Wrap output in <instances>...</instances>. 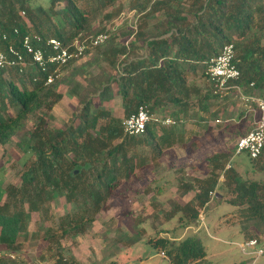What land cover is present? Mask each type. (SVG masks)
<instances>
[{
  "label": "trees",
  "instance_id": "1",
  "mask_svg": "<svg viewBox=\"0 0 264 264\" xmlns=\"http://www.w3.org/2000/svg\"><path fill=\"white\" fill-rule=\"evenodd\" d=\"M118 1L0 0V33L18 29V41L26 34H38L45 41L58 38L70 44L80 35L86 41L102 32L110 34L105 43L92 47L98 62H106L110 70L103 68L89 75L86 68L94 61L75 65L78 59H74L51 84H46L48 72L37 69L20 79L21 86L7 80L5 71L0 72V144L18 136L17 145L27 156L21 184L0 187V252L20 251V240L30 235V223L38 213L36 233L58 245L54 264H72L59 250L60 239L84 233L109 208L108 200L121 181L131 183L142 169L150 167L151 160L178 142L184 132L176 128L178 123L191 117L205 120L201 113L216 120L221 119L219 115L234 118L228 95L215 94L212 85L198 87L193 80L199 75L207 78V62L225 44H234V63L241 72L237 83L244 93L264 97V0H132L137 31L129 28L111 33L107 25L123 9L121 4L114 8ZM143 48L145 52L140 54ZM88 52L86 48L84 55ZM81 72L90 76L83 88L77 81ZM190 76L194 78L190 80ZM62 86L79 92L83 107L71 123L52 129L47 121L64 98ZM193 95L196 110H192ZM119 96L126 117L147 105L154 115L171 117L176 124L166 128L150 123L142 136H129L123 121L110 108H101ZM221 98L227 103L221 110H213ZM32 117L34 127L29 124ZM232 154L235 146L232 152L213 155V170L204 180H196L198 186H179L182 197L193 190L196 194L187 202L173 201L164 212L168 221L177 219L184 227L196 222L201 210L212 202L210 192L216 190L218 195H230L228 203L239 208L243 227L252 226L264 235V148L258 158L247 154L246 178L222 164V158ZM253 174L260 177H251ZM54 203H77L80 209L58 217L55 228ZM151 204L154 221L163 204L156 200ZM253 237L258 236L246 239ZM140 239L139 233L133 238L134 242ZM147 242L164 253L169 264H208L197 236L175 242L156 235Z\"/></svg>",
  "mask_w": 264,
  "mask_h": 264
},
{
  "label": "rangeland",
  "instance_id": "2",
  "mask_svg": "<svg viewBox=\"0 0 264 264\" xmlns=\"http://www.w3.org/2000/svg\"><path fill=\"white\" fill-rule=\"evenodd\" d=\"M119 4L123 8L122 12L107 25L111 33L114 31L111 28L117 23L115 31L129 30L138 20L136 11L132 8V0H119L114 8H117ZM111 9L113 8L110 7L109 10ZM130 40L131 37L126 41ZM85 45L89 48V52L78 59L75 65L94 61L86 68L89 75L97 74L103 68L110 70L106 62H98L96 49L92 48L89 40L85 41ZM139 52L143 54L145 49ZM89 75L81 72L77 76L81 88L87 85ZM4 77L7 80L12 79L19 86H21L20 79L26 78L14 71L6 72ZM190 78L192 80L194 77L190 76ZM193 80L198 87L203 89L211 85L209 80L202 75ZM61 91L64 93V98L54 106L53 117L47 121L48 127L52 129L63 128L71 123L75 114L79 113L83 107L79 102V92L67 90L65 86L61 87ZM228 96L235 120L228 123H215L216 119L210 118L207 113H201L205 120L191 117L178 123L176 128L184 129L183 134L178 137V142L165 150L161 157L151 160L150 167L142 169L131 183L121 181L114 195L108 200L109 208L99 213L97 219L84 233L78 236L70 234L60 239L61 249L59 250L72 264H161L164 255L161 254L159 258L156 249L147 242L148 237L156 235L168 236L175 242L191 236L199 237L207 252L208 264H253V258L242 254L238 243L254 234L259 237L264 247V235L252 226L243 227L239 208L228 203L230 195L227 193L223 192L224 196L217 194L210 205L201 210L200 215L204 222L199 219L184 227L177 219L168 221L164 214L171 209L173 201L187 202L192 199L196 190L182 197L179 186L182 183L198 186L199 183L196 180H204L213 170L214 161L210 158L220 152H232L243 131L251 127L252 117L244 116L243 102L234 94ZM195 99L196 95H193L194 102ZM194 102L192 110L197 108ZM225 103L227 101L221 98L213 110H221ZM103 107L110 108L114 116L122 121L126 118L120 96L116 97L113 103L101 106ZM217 118L226 119L222 115ZM29 124L30 127H34V117L30 119ZM160 132H162L161 129H159ZM18 141L19 137L15 136L8 144H0V187L2 189L8 185L21 184L23 161L27 156L18 147ZM221 162L226 165L227 169L237 170L244 178L249 176L247 174L249 157L246 153L236 156L232 154L228 159L222 158ZM250 176L260 177L259 174ZM154 200L162 203L163 206L157 210L160 215L153 221L151 203ZM62 203L53 204L55 219L52 224L55 228H57L58 217L78 212L80 209V204ZM38 217V213H34L29 226L30 235L20 240V251L17 255L22 264H53L57 259L58 245L50 244L42 238L41 234L36 233L39 232V225L36 222ZM35 233L36 235H33ZM137 233L141 234V239L134 242L133 238ZM256 264H264V256Z\"/></svg>",
  "mask_w": 264,
  "mask_h": 264
},
{
  "label": "built area",
  "instance_id": "3",
  "mask_svg": "<svg viewBox=\"0 0 264 264\" xmlns=\"http://www.w3.org/2000/svg\"><path fill=\"white\" fill-rule=\"evenodd\" d=\"M117 26L118 23L111 29L116 30ZM132 28L137 31L136 21ZM17 35H19L18 29L13 33H0V72L14 71L20 76H26L29 71L41 69L48 72L46 84H51L60 77L62 68L70 61L81 58L87 47L85 40L81 39L82 35L76 37L70 44L58 38H49L45 41L38 34H26L18 41ZM109 36V31H106L91 36L88 40L95 47L105 43ZM234 58V44H225L221 52L207 62L205 74L215 94L222 96L234 94L243 102L244 116L252 115L251 129L240 136L235 143V156L246 153L251 158H258L264 148V97L244 93L243 88L237 83L241 72L234 63ZM33 81H37V77H34ZM233 119H217L215 123H228ZM150 123L170 126L176 124V120L171 117L156 116L147 105H141L136 112L123 120L122 127L129 136H142ZM210 196L211 199L215 198L217 191H211ZM200 216L199 219L204 222L203 217ZM238 246L242 254L253 258V264L264 256V247L258 237L245 239L238 243ZM12 261L19 262L17 253L0 252V264H9Z\"/></svg>",
  "mask_w": 264,
  "mask_h": 264
},
{
  "label": "water",
  "instance_id": "4",
  "mask_svg": "<svg viewBox=\"0 0 264 264\" xmlns=\"http://www.w3.org/2000/svg\"><path fill=\"white\" fill-rule=\"evenodd\" d=\"M161 264H169V260L167 258H164L162 261H161Z\"/></svg>",
  "mask_w": 264,
  "mask_h": 264
},
{
  "label": "crops",
  "instance_id": "5",
  "mask_svg": "<svg viewBox=\"0 0 264 264\" xmlns=\"http://www.w3.org/2000/svg\"><path fill=\"white\" fill-rule=\"evenodd\" d=\"M219 181H222L221 178L219 179ZM158 254H159V258H160L161 253H158ZM162 260H163V258H162ZM162 260H161V261H162Z\"/></svg>",
  "mask_w": 264,
  "mask_h": 264
}]
</instances>
